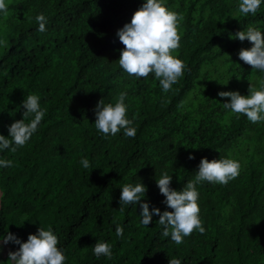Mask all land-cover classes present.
<instances>
[{"label": "trees", "instance_id": "16d2710c", "mask_svg": "<svg viewBox=\"0 0 264 264\" xmlns=\"http://www.w3.org/2000/svg\"><path fill=\"white\" fill-rule=\"evenodd\" d=\"M144 2L6 0L0 134L7 137L8 126L22 119L27 95H38L46 111L24 146L0 151V159L14 164L0 167V237L8 230L26 241L40 226L51 228L64 264H169L172 257L181 264H264V122L232 114L222 107L228 98L218 96L247 95L249 82L258 86L264 79L239 59V50L252 45L230 38L250 24L264 33V0L255 16L240 14L239 0H165L183 16L173 55L185 65L168 93L154 73L137 79L118 63L124 45L116 33ZM39 13L48 18L43 33L35 21ZM121 92L127 93V118L136 116L134 138L123 129L105 136L95 128L98 101L114 104ZM204 157L241 164L227 185H197L204 234L194 230L177 245L162 236L158 216L147 227L140 223L139 204L119 210L122 185L141 182L150 210L172 211L162 203L156 179L167 172L180 191ZM81 158L90 161L88 169ZM116 224L123 238L116 236ZM97 240L112 246L111 259L93 254Z\"/></svg>", "mask_w": 264, "mask_h": 264}, {"label": "clouds", "instance_id": "9594fccd", "mask_svg": "<svg viewBox=\"0 0 264 264\" xmlns=\"http://www.w3.org/2000/svg\"><path fill=\"white\" fill-rule=\"evenodd\" d=\"M261 3L262 0H239L238 12L244 16H255ZM0 15L5 20L9 18L10 10L6 0H0ZM24 15L29 20L32 19L27 13ZM182 20L181 14L168 9L165 0H146L132 14L130 23H125L116 33L124 45L120 50L119 66L129 76L137 79L147 78L150 73H154L162 91L168 93L184 75L183 61L173 55L180 47L179 26ZM35 21L39 25L38 31L45 32L48 23L46 15L39 13L35 16ZM230 38L241 42L248 41L252 45L239 50V59L250 65L254 71L264 73V33L260 28L250 24ZM7 45V39L0 38V47L6 48ZM126 96V92H121L114 104L105 103L104 99L98 101L94 109V124L98 132L105 136H115L123 129L126 137H135L136 128L131 125L136 116L127 118ZM218 96L228 98L227 102L222 103V107L230 110L232 114H243L254 124L264 122V79L260 80L258 86L249 82L247 95H241L239 91H221ZM22 108V119L15 120L8 126V136L0 134V151L10 150L15 153L18 147L24 146L30 140L45 116L46 110L41 108L40 97L36 94L27 95L22 101ZM188 158L195 159L191 154ZM79 162L84 169L90 167L87 158H81ZM13 166L12 160L0 159V167ZM240 169V162L234 158L221 157L211 161L207 157L201 158L194 179L184 184L180 191L171 187L172 176L163 172L156 179V185L165 198L162 203L172 211L161 212L155 206L150 210L149 203L142 202L147 191L146 186L141 182L135 185L125 183L120 188L119 210L124 212V206L139 204L142 209L139 214L142 217L140 223L147 227L152 222L153 215L158 216L157 223L163 228L162 236L170 237L175 244L180 245L184 237L190 236L194 230H198L200 234L206 231L199 215L197 185L205 181L227 185L239 176ZM123 232L124 229L116 224V236L123 238ZM9 243L17 245L18 248L15 251L9 249L7 264H64L66 259L63 251L57 247L58 237L51 228L45 230L40 226L35 234L28 235L26 241L7 230L6 235L0 237V252ZM92 248L96 258H112V246L108 242L97 240ZM0 264L4 262L0 261ZM169 264H181V260L172 257Z\"/></svg>", "mask_w": 264, "mask_h": 264}, {"label": "rangeland", "instance_id": "374dc122", "mask_svg": "<svg viewBox=\"0 0 264 264\" xmlns=\"http://www.w3.org/2000/svg\"><path fill=\"white\" fill-rule=\"evenodd\" d=\"M8 248L7 246L5 245L3 247V252H0V261L4 262V264H7V260H8Z\"/></svg>", "mask_w": 264, "mask_h": 264}]
</instances>
